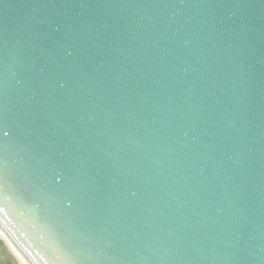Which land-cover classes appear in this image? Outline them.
Wrapping results in <instances>:
<instances>
[{"label": "water", "instance_id": "95a60500", "mask_svg": "<svg viewBox=\"0 0 264 264\" xmlns=\"http://www.w3.org/2000/svg\"><path fill=\"white\" fill-rule=\"evenodd\" d=\"M0 235L25 264H264V0H0Z\"/></svg>", "mask_w": 264, "mask_h": 264}, {"label": "rangeland", "instance_id": "374dc122", "mask_svg": "<svg viewBox=\"0 0 264 264\" xmlns=\"http://www.w3.org/2000/svg\"><path fill=\"white\" fill-rule=\"evenodd\" d=\"M3 245H0V264H22L8 245L0 238Z\"/></svg>", "mask_w": 264, "mask_h": 264}, {"label": "bare ground", "instance_id": "6f19581e", "mask_svg": "<svg viewBox=\"0 0 264 264\" xmlns=\"http://www.w3.org/2000/svg\"><path fill=\"white\" fill-rule=\"evenodd\" d=\"M1 236V235H0ZM2 237V236H1ZM3 239V238H2ZM4 240V239H3ZM5 241V240H4ZM5 243L8 245V243L5 241ZM8 247L11 249V251L15 254V256L19 259V261L22 263V264H25L20 258L19 256L13 251V249L8 245Z\"/></svg>", "mask_w": 264, "mask_h": 264}, {"label": "trees", "instance_id": "16d2710c", "mask_svg": "<svg viewBox=\"0 0 264 264\" xmlns=\"http://www.w3.org/2000/svg\"><path fill=\"white\" fill-rule=\"evenodd\" d=\"M0 245H1V246L3 245V243L1 242V240H0Z\"/></svg>", "mask_w": 264, "mask_h": 264}]
</instances>
